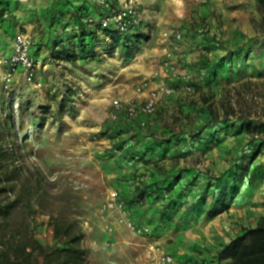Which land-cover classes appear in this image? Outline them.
I'll return each instance as SVG.
<instances>
[{"label": "rangeland", "instance_id": "374dc122", "mask_svg": "<svg viewBox=\"0 0 264 264\" xmlns=\"http://www.w3.org/2000/svg\"><path fill=\"white\" fill-rule=\"evenodd\" d=\"M3 1H19L18 7L12 8L22 10L25 17L38 10L28 6L29 0ZM140 5L143 9L139 31L144 37L135 47L128 50L116 46L108 48L111 40L101 37L95 47L97 54L92 59L81 55L75 62L51 67V71L41 69V66L37 71V81L42 82L41 86L28 81L22 72L7 84L4 81L5 69L0 67V142L9 147L10 159H15L19 166L16 176L9 174L10 180L6 179L0 185V189L4 185L8 188L7 192L0 193L2 200H17L9 216L6 219L0 217V247L5 245L3 242L22 245L30 238L44 246H52L55 243L53 220L61 219L73 223L74 230L84 233L81 245L89 251L88 264H142L146 240L119 223L118 214L110 216L115 222V232L108 234L104 230L100 206L108 189L118 187L117 183L127 180L122 170L131 159L127 157L121 161L123 153L117 155L122 150L115 146L117 141L108 136L109 128L116 124L108 123L107 115L115 99H130L136 88L150 78L167 49L174 51L179 71L188 73L195 84L202 86V91L196 89V95L191 99L185 97L182 87L177 85V94L173 97L179 105H170L163 98L155 115L164 124H172L175 130L179 127L181 133H185L180 154L183 166L195 168L196 175L189 181L198 189L197 201L202 210L212 209L214 204L221 208L231 207L232 199L222 189L223 171L229 164L242 176L245 172H252L250 184L248 182L250 188L255 186V172H264V159L259 158L256 166L252 162L253 157L264 156V48L255 51L250 47L248 52H242L241 59L243 64L247 63L250 74L235 79L233 70L234 74H228L231 82L220 83L219 90L212 91L213 83L207 84L201 79L196 81V74L183 71L187 66H194V60L199 56L190 55V61L187 60V65L181 68L179 65L183 62L177 53L178 43L166 40L167 32L179 29L185 33V41L181 43L188 42L185 46L193 48L189 54L197 52L194 44L189 45L194 20L190 14L194 12L191 3L184 0H147ZM250 20L255 29L264 31V18L256 19L251 15ZM248 45H251L250 41ZM5 51L2 56L9 55L11 49L8 47ZM205 53L201 56L208 54L213 57L212 61L223 58L221 51L218 55L210 51ZM236 63L240 61L236 60ZM246 81L253 84L247 86L244 84ZM203 94H215L213 102L219 110H222L223 99H226V104L232 103L238 111L231 118L234 124L230 126L224 119L218 123L209 122L208 113L202 107ZM180 105L195 108L196 114L178 110ZM241 113L247 117V124L237 121ZM150 127L142 131L149 134ZM215 127L221 128L213 130ZM229 127L232 130L223 132ZM244 158L248 159L245 164ZM139 181L148 183L145 179ZM210 182L218 186L217 196L209 193L211 190L207 185ZM27 188L33 189L29 197L23 195ZM257 201L264 202V199L256 196L254 203ZM148 202L145 201V204ZM146 206L143 208L147 209ZM140 208H134L133 212V218L139 224H155L161 221L163 212H169L163 205V209L148 216V212H141ZM259 211L255 206L252 217ZM213 212L210 210L209 214ZM166 228L161 223L160 233L155 239L176 256L177 262L180 255L187 254L196 261L194 264H200L199 261L203 260L200 256L206 250V242L201 240L206 234L198 242L186 243L177 252L173 250L177 247L176 242L170 238L174 232L172 228L165 232ZM65 242L66 239L61 240V244Z\"/></svg>", "mask_w": 264, "mask_h": 264}, {"label": "crops", "instance_id": "0c3cea01", "mask_svg": "<svg viewBox=\"0 0 264 264\" xmlns=\"http://www.w3.org/2000/svg\"><path fill=\"white\" fill-rule=\"evenodd\" d=\"M35 1H37V4H35ZM137 1L139 4L147 2V0ZM172 1L174 0H167V2ZM184 1L186 3L190 2L192 10H194L190 13L194 20L190 28L192 39L190 38L189 45L194 44L197 52L189 54L190 49L193 50V48L189 49L185 46L188 42L178 43L176 46L177 53L183 62L179 67L184 68L187 65V60L190 61V55H198L199 57L194 60L195 65L191 64V67L187 66L183 71L196 74L198 76L195 79L196 81L204 80L206 70L201 68L200 61L204 59V56L201 55L206 54L205 51L215 52L217 55L221 51V57L239 51L238 60L240 63L237 64L236 61L234 64L233 61L222 62L218 72L219 78L212 84L211 90L217 92L220 83L225 85L231 82L228 74L229 72L234 74L233 70H235V79L244 74H250L248 73L250 68L246 62L243 64L241 54L244 51L248 52L250 47L255 51L264 48V31L255 29L250 20L251 15L255 16L256 19L264 18V6H260L259 9L260 0ZM19 4V1L0 0V56L3 55V52H6L5 50L8 47L11 49L14 36L22 30L33 36L35 40L34 56L41 62V66H43L41 69L49 71H51V67L57 65L61 67L69 63V60L65 59L64 53L70 48V50H79V37L83 28L90 29L87 24V16L95 17L98 20L96 11L100 9L97 0H83L81 2L75 0H29L28 6L31 5L32 9L38 8V10L32 11L29 16L25 17L22 10L12 8V6L18 7ZM140 7L143 9L141 5ZM83 22H85V25L82 24ZM248 41L251 42V45H248ZM212 58L210 57V59ZM172 81L176 84L178 80L174 79ZM201 91L202 89L199 92ZM136 97H138L137 92L130 98ZM164 98H166V103L170 105H179L176 97ZM177 109L185 113L189 112L190 115L196 114V109L191 106L180 105ZM221 119L224 118L221 117ZM225 123L230 124V126L234 124L233 121ZM149 125H151L148 131L149 134L145 133L146 138L144 141L142 136L132 138V131L122 135L121 138L125 139L126 142L122 152L117 153V155L123 153L120 160L125 161L131 152L137 150L142 151L141 155L143 157H141L143 159L140 158L136 161L130 159L129 164L126 162L128 166L124 167L122 171L127 180L117 183V188L128 198H132L139 179H145L148 184L154 185V183H159L164 179L170 183L172 179L180 176L181 180L178 183L173 187L161 189L157 193L158 198L155 200L151 198L147 203V209L140 208V211H147L148 216H151L156 214L158 210L163 209V205L166 206L169 212H163L162 219L158 223L161 222L163 226H167L164 229L165 232L172 228L174 234L170 238H174L177 246L173 250L181 251L187 245L186 243L189 242V245H191L192 242H198L206 234V237L201 240L206 242V250H202L204 255L200 257L209 259V261L215 260L223 245L237 235L244 233L247 228L255 227L264 217V202L257 201L254 203L256 196L264 199V183L262 182L264 181V172H260V170L255 172L257 174L255 184L253 183L255 186L250 188L248 182L250 184L249 177L252 172H245L242 176L239 171L233 170L232 165L229 164L223 171V176L227 180H223L222 189L224 192L231 194L228 197L232 199L231 207L221 208L220 205L214 204L212 209H209V207L207 210H202L197 201L199 197L198 189L194 186V183L189 181L196 175L195 168L183 166L180 152L183 150L184 142L181 138L175 136H183L185 133H181L179 127L175 130L172 124H164L158 116L152 117ZM218 128L221 127H215L213 130ZM182 129L184 128L182 127ZM226 130L224 129L223 132H228L232 128L229 127ZM147 150L148 152H146ZM259 158L264 159V156L253 157L252 162L255 163V166L256 163L260 162ZM247 161V158L243 159L244 164ZM132 163H135V165ZM190 182L191 185H188ZM235 184H239V190L231 193L230 189ZM227 185L230 187H227ZM205 189L206 187H204ZM209 189L211 190L209 193L213 196L217 195L215 185L211 184ZM223 191L221 192L223 193ZM237 197H239V200ZM255 206L260 211L254 214L255 217H252ZM210 210H214L213 214H209ZM220 242H224V244L221 245ZM179 258H182V260L191 259L187 254L180 255ZM181 263L184 264L183 261Z\"/></svg>", "mask_w": 264, "mask_h": 264}, {"label": "trees", "instance_id": "16d2710c", "mask_svg": "<svg viewBox=\"0 0 264 264\" xmlns=\"http://www.w3.org/2000/svg\"><path fill=\"white\" fill-rule=\"evenodd\" d=\"M260 6H264V0L259 1V9ZM82 24L85 25V22ZM103 36L104 37L102 39L107 36L110 37L111 43L108 48L116 46L123 47L128 50L129 48H132V46L135 47L144 37V34L139 31L135 34L122 36L117 32L106 30L104 31ZM100 39L101 37L97 34V31H92L91 29H86L84 27L79 37V50L68 49L64 53L65 59L75 62L80 59L79 56L81 55L83 58L92 59V57L97 54L95 47L96 43H98V40ZM104 41L106 42V40ZM239 54V51H234L224 56L222 60L218 59L216 61H212L208 54L205 55L204 59L201 61V68L206 70V78L204 79L205 82L207 84H212L217 81L219 78L218 72L220 71L221 63L225 61H233L235 63L240 56ZM244 84L249 86L253 83L252 81H246ZM194 86L197 91H200L202 87L195 83ZM223 90H226V88L223 87ZM214 97L215 94L202 95V107L208 113L207 117L209 122L218 123L221 120V117L226 121H231L232 116H236L238 114L236 107L230 102L226 104V99H223L221 102L222 110H219L214 105ZM52 120H54V118H52ZM247 120L248 119L244 113L237 116V121L239 123L247 124ZM131 131L134 136H132V138L142 136L144 138L142 140H145L146 134L141 129L132 123L124 121L116 124L115 126H111L109 128L108 136L110 139L117 141L115 146L120 147V150H122L124 149L126 140L121 137ZM175 136H177V138H181V140H185L183 136ZM9 152V147L5 146V144H1L0 142V185H3L6 179L10 180L8 177L9 174L12 173L16 176L19 171V166L17 165L15 159H10L11 156L9 155ZM141 152L142 151L139 150L135 152L133 151L128 157L136 161L137 159L143 157ZM146 152H148V150ZM224 179L226 178L224 177L222 180ZM180 180L181 177L178 176L172 179L170 183L164 179L159 183H154V185L138 181V183H136V190L133 197L128 198L125 195V199L134 212V208L136 207L143 208V206L147 204H145V201L148 202L151 198L155 200L158 197L157 193L161 189L173 187V185L178 183ZM211 184L212 183L210 182L207 186L210 188ZM228 186L229 185H227V187ZM1 188L0 193L8 191L6 185ZM237 190L238 185L235 184V186L230 189V192L232 193ZM32 191V188H27V190L25 189V191H23V195L25 194L29 197L31 196ZM227 194L231 195L229 192H227ZM219 197H221V195H219ZM222 198L226 199L224 196ZM15 202H17V200L6 201L0 198V217L6 219L12 208L15 206ZM152 225H154L157 234L160 233L161 223L156 222ZM74 228V224L71 222H64L61 219L53 220V237L55 239V243L52 246H44L40 241L33 238L28 239L25 244L16 246H13L11 242H3L5 245L3 248L0 247V264H88L89 251L81 245L84 233L80 230H74ZM63 239H66V242L61 244V240ZM1 242L2 241L0 239V244H2ZM191 260L193 261V264L196 262L193 259H190L187 262H184V264H192ZM199 262L200 264H264V217L255 227L247 228L244 233L237 235L235 238L223 245L221 250L217 253L215 260L209 261L208 259H203Z\"/></svg>", "mask_w": 264, "mask_h": 264}, {"label": "built area", "instance_id": "2783aa9c", "mask_svg": "<svg viewBox=\"0 0 264 264\" xmlns=\"http://www.w3.org/2000/svg\"><path fill=\"white\" fill-rule=\"evenodd\" d=\"M97 1L100 6L97 10L98 20L87 16V24L92 31H97L100 37H104L103 33L106 30L117 32L122 36L139 32L142 25V12L137 0ZM105 39L110 40V37L107 36ZM166 40L175 43L184 42L185 33L173 28L166 33ZM34 47L35 40L30 33L18 32L14 36L10 54L0 57V67L5 69V83L12 82L15 75L22 72L28 81L36 82L38 86L42 85L41 81H37V71L41 67V62L34 56ZM177 65L174 51L167 49L158 68L150 78L136 88L138 97L126 100L115 99L112 102L111 110L107 115L108 123L118 124L124 121L136 125L141 130H146L150 119L158 113L161 100L177 94V85L182 87L185 97L194 98L196 89L193 78L188 73H181ZM174 79L178 81L172 85L169 81ZM125 198L124 193L117 187L108 189L105 200L100 206L104 219V230L108 234L115 232V222L110 219V216L116 213L119 223L146 240L142 264L187 262L188 260H182V258L177 262L176 256L155 239L158 234L154 225L139 224L133 218V209Z\"/></svg>", "mask_w": 264, "mask_h": 264}]
</instances>
